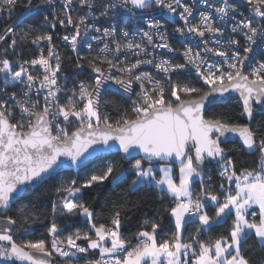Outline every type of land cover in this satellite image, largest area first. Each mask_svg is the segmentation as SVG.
I'll return each mask as SVG.
<instances>
[{
    "label": "snow or ice",
    "instance_id": "1",
    "mask_svg": "<svg viewBox=\"0 0 264 264\" xmlns=\"http://www.w3.org/2000/svg\"><path fill=\"white\" fill-rule=\"evenodd\" d=\"M203 3L206 8L197 14L196 6L183 0H41L37 5L33 0H0V16L9 18L19 6L52 9L44 24L18 32L13 23L0 34V209L5 210L0 215V261L264 264V257L254 261L245 247L252 240L264 252V119L256 120L264 113V59L252 62L254 52L264 50V0ZM121 10L130 18L138 12L148 15L147 30L139 25L125 30L115 23L95 26L101 18L115 20ZM165 16L182 21L173 30L185 39L182 52L170 43ZM58 26L69 32L62 41L74 53L83 43L94 51L85 41L90 32L98 42L94 54L78 55L73 62V76L85 69L91 75L87 81L73 80L71 88L62 83L67 77L55 43ZM29 41L37 54L25 59L16 49ZM161 49L180 55L182 62L158 54ZM188 69L193 79L182 78ZM106 85L131 99L129 107L116 108L115 118L102 110ZM225 98L238 101V115L221 111L209 117L208 109ZM229 136L239 138L254 166H237L222 146ZM117 145L131 158L127 167L110 163L85 178L60 182L47 237L14 238L18 223L38 222L26 208L20 209L19 218L6 214L17 198L47 183L58 169L80 166ZM213 162L216 186L208 174ZM194 178L200 181L195 192ZM106 182L127 185L128 190H158L170 232L159 221L145 219L134 234L125 235L130 209L115 203L107 219L98 220L85 191H96ZM57 215L66 221L83 217L88 228L69 230L57 222ZM189 224L197 226L186 234ZM222 224H228L224 234L205 238Z\"/></svg>",
    "mask_w": 264,
    "mask_h": 264
},
{
    "label": "trees",
    "instance_id": "2",
    "mask_svg": "<svg viewBox=\"0 0 264 264\" xmlns=\"http://www.w3.org/2000/svg\"><path fill=\"white\" fill-rule=\"evenodd\" d=\"M40 24L43 23L40 22L39 19H33V21L26 20L22 22V24L18 25L16 29L19 32L21 29L27 30V28L30 26H37ZM5 26L6 25L0 20V33L4 31L6 28ZM17 39H19V37H17ZM29 46L30 41L27 43L21 42L18 47L26 48ZM80 55L81 54H79V56ZM63 57L66 68H70L73 71L72 64L77 59V56L71 54V52H63ZM182 78L193 79L194 77L192 75H184ZM103 101L107 103L103 105L102 110L108 112L113 118L118 115L116 111L117 107L121 109L129 107V100L125 99L116 92H105L103 94ZM237 104L238 103H236L235 100H229L225 104H218L216 106L210 107L207 114L210 117L214 113L229 111L235 112L238 115L239 109ZM261 119H264V113L257 114L256 120L259 122ZM239 122L243 123L245 121L240 120ZM71 130H74V127H71ZM222 146L229 149L228 155L234 157L238 167L241 164L249 167L254 166L253 155L247 153L237 141H228V143H225ZM110 163H120L124 167H127V164L123 161L121 155H113L104 160H99L95 163L84 166L83 169L73 172H63L62 174L54 176L47 183L41 184L38 189L30 194V196L19 199V201L14 203V205L6 214L19 218L20 209L26 208L38 217V222L31 224L30 226L24 225L23 223H18L15 226L14 238L17 240H35L46 238L47 226L53 219L51 205L53 201L56 200L55 187L58 186L60 182L70 180L72 178H77L78 180L85 178ZM217 172L218 168L216 164L212 163L210 165L208 174L212 175L214 186L218 185L219 183ZM199 187L200 181L199 178H197L193 182L194 192L199 191ZM84 198L91 204L98 220L107 219L109 215V209L112 207L113 203L122 208L130 209V211L126 213L128 219L125 221L122 228V231L125 235L131 236L134 234L140 228L145 219L159 221L166 233L170 232L172 229V225L166 213H164L161 208L162 202L160 200V193L154 187L149 189L141 186L137 190H128L127 185H117L112 182H106L104 186H101L96 191L86 190ZM166 201L167 197H165V202ZM134 202L138 205L137 207H133ZM207 210L209 211V214L214 213V208L211 206H209ZM56 220L58 223H61L62 226L67 224L69 230H75L77 228L80 230H87L88 228L85 218L83 217L72 218L71 220L66 221L63 217L57 215ZM196 226V224H189L186 229V234L192 232ZM227 227L228 224L215 226L211 232L205 234V238L224 234ZM26 228L27 232H25ZM133 243H135V241H133ZM245 247L248 248L249 255L254 261L264 257V252H262L252 240H249Z\"/></svg>",
    "mask_w": 264,
    "mask_h": 264
},
{
    "label": "built area",
    "instance_id": "3",
    "mask_svg": "<svg viewBox=\"0 0 264 264\" xmlns=\"http://www.w3.org/2000/svg\"><path fill=\"white\" fill-rule=\"evenodd\" d=\"M183 2L185 3H189L192 5H195L197 8V14L199 11H203L206 8V5L203 3V0H183ZM212 2H218V0H212ZM237 2H239V0H237ZM41 0H33V4L37 5L40 4ZM58 4L63 3V0H57ZM240 11L244 14H249L246 13L244 11L243 8L240 9ZM52 12V9L45 6V7H40V8H32V9H25L23 6H19L17 7L13 14L11 15V17L9 18L7 16V14H4L3 16H0V20L2 21V23H4L7 27L9 24H13L15 23L16 28L18 27V25L22 24V22L26 21V20H30L33 21V19H39L40 22H42L43 24L45 23L44 21V16H49V19H51V15H49V13ZM54 14V13H53ZM76 14H82V13H75ZM151 15H155L156 18H160L159 13H153ZM147 19H149L148 15L145 16H140L139 12H138V16L136 18H130V14L125 12L124 10H121L119 13H117L115 20H110L108 18H101L100 21L95 22V26L96 27H100L101 29L103 27H109L111 24L115 23L117 24L119 27L124 28L125 30L128 29H133L135 25H139L141 27H144L145 30L146 29V21ZM163 23L165 24V29L167 30V32L170 34V43L180 49V51H183V46L185 45V39L183 37H180L178 34L174 33V28L180 26L182 24V21L179 20V17H172V16H165ZM57 35L55 37V43L57 45V50L61 53L63 61H64V73L67 77V79L62 80V83H66L67 86L69 88H71L73 86V80H75L77 83L79 82V80H85L87 81L91 75L90 70L89 69H85L81 72V74L79 76H73V71L70 68H66V64H65V60L63 57V52H71V54L78 56L79 54H81L80 56H87L90 54H94L95 50H98L96 48L98 42L97 41H93L91 40V35H93L94 33L90 32L89 35L87 37H85V41L86 42H90L94 45V51L92 53H90L89 49L87 48V44L83 43L81 45V47L78 49L77 53L72 52V50L70 48H68L66 45H64L63 41H62V36L65 34H69V32L65 29L60 28L59 26L56 29ZM3 31L0 33L2 34ZM139 37L137 36V39ZM10 43V41H9ZM194 43V41H193ZM102 46V45H100ZM3 46H0V50H2ZM17 52L21 53L23 58L27 59L30 58L32 55L37 54V48L34 45H31L29 47L26 48H20L17 47L16 49ZM158 54H164L165 58H175L176 62H182V57L178 54H171V53H167L166 50H157ZM254 59H253V64H255L256 60H260V59H264V50L261 49H257L254 54ZM146 70L148 71H152L154 72L153 69H151L150 66H145ZM184 75H188V76H193L194 77V72L190 69L185 70V74ZM177 77H174V79ZM0 83H2V81H0ZM116 92L117 94L121 95L122 97H124L125 99L129 100V106L131 104V99L129 98V95L126 93H123V91L121 89H118L116 86L114 85H106L105 88L102 90V97L103 94L105 92ZM132 99H134V97H132ZM70 127H74L70 126Z\"/></svg>",
    "mask_w": 264,
    "mask_h": 264
},
{
    "label": "water",
    "instance_id": "4",
    "mask_svg": "<svg viewBox=\"0 0 264 264\" xmlns=\"http://www.w3.org/2000/svg\"><path fill=\"white\" fill-rule=\"evenodd\" d=\"M233 96H235V94H233ZM229 100H235V99H227L225 98V101L223 103H220V104H225L227 101ZM236 103H238L237 100H235ZM260 114V113H258ZM246 122V121H245ZM228 141H237L238 143L241 144V142L239 141V138L238 137H235V136H229L225 142V143H228ZM242 146V145H241ZM247 153H249V151L247 149H244ZM121 155L123 161H128L130 160L131 158L130 157H126L120 150H119V147L118 145L116 147H114L112 150L110 151H103V152H98L96 155L92 156L88 161H85L84 164L80 165V166H72V167H63V168H60L57 170L56 173H53V177L54 176H57L59 174H62L63 172H73V171H77V170H80V169H83L84 166H87V165H90L92 163H95L96 161H99V160H104L110 156H113V155ZM250 154V153H249ZM139 155H142V154H138L136 158H139ZM215 163V162H213ZM178 166V165H176ZM40 187V185H37L36 187H34L33 189H31L28 193L24 194L22 198L24 197H27V196H30V194L33 193V191H35L36 189H38ZM19 199L21 198H17V200L15 202H13V204L11 205V207L14 205V203H16L17 201H19ZM11 209V208H10ZM9 210H7L8 212ZM5 214V210H2L0 209V215H4Z\"/></svg>",
    "mask_w": 264,
    "mask_h": 264
},
{
    "label": "rangeland",
    "instance_id": "5",
    "mask_svg": "<svg viewBox=\"0 0 264 264\" xmlns=\"http://www.w3.org/2000/svg\"><path fill=\"white\" fill-rule=\"evenodd\" d=\"M175 171H177L178 172V166H175ZM197 178H194V180H196ZM0 264H5V262H3V261H0Z\"/></svg>",
    "mask_w": 264,
    "mask_h": 264
}]
</instances>
